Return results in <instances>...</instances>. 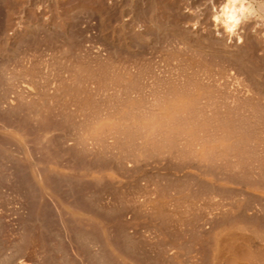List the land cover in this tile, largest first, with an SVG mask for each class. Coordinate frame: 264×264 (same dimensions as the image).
Returning <instances> with one entry per match:
<instances>
[{"label": "rangeland", "instance_id": "rangeland-1", "mask_svg": "<svg viewBox=\"0 0 264 264\" xmlns=\"http://www.w3.org/2000/svg\"><path fill=\"white\" fill-rule=\"evenodd\" d=\"M8 1L9 0H7V2ZM24 1H25V3H24ZM24 1L23 0H21V1L17 0V2H16V0H11L12 3L9 1V5H11V7H12L11 9L13 10V11L11 10V12H12L11 16H12L13 21L15 23L19 20L24 21L27 16L40 18V17H43L44 15L46 16L48 13H49V15L53 16L52 14H54L56 12L54 6L57 3L52 4L53 3L52 0H51L52 3L49 0H35L34 4H31V3H33V0H32V2L30 1L31 3L30 2L27 3L26 0H24ZM59 1H56L59 3V4H57L58 5L57 7H58L59 11L62 13L63 17L66 19H69L71 21L70 22V29L68 31L76 39L73 38V40L70 41V39L67 37L70 34L68 31L67 32L69 34H67V33L63 34L62 32H60V33L56 32L57 33L56 34L54 32L53 33L54 35L53 34L50 35L49 32H47L43 29H40L39 31L37 30L35 33H28V34H30L29 36H27L28 38L26 37V35H28V34H25V36H24L25 38L22 37V40L19 39L16 41V43L14 44L15 49H14V54H13V56L14 55L15 56L14 57L11 56L10 58H8V62L11 61L10 62L11 65H10V63L7 62V58H5V57H4V59L0 58V125L2 124L1 121H3V123H5V124H10V125H13L15 123L13 126L17 125V127H16L17 129L20 126H22L19 129L20 130L22 129V131L25 132V134L29 138L28 140H31L33 138L28 143L29 145L32 143V145H30V146H33L35 148L34 149L31 147V149H30L31 157H34V158H32V160H35V161L38 160L39 162H40L39 159H41L42 161L48 160L47 162L45 161L47 164L48 163L53 164V161H54V163L66 165L67 168L70 166L69 169H71V171L69 170L67 172H62V173L61 172H59V173L54 172L53 173L49 170H47V172L41 171L44 173L43 176L41 175L42 176L41 178H43L45 176L44 179L46 180L45 181L42 179L43 183H44V181L48 182L46 184L52 190L55 188V190H53L55 196L49 197L48 195H45V197H43L44 195H41L38 198L37 194L40 195V192L38 191V187L36 186L37 183L35 182L33 175L29 171V168H28L29 162L26 159L19 157L21 154L20 155L16 154V151L18 149L17 144H14V143L13 144L9 143L10 145L4 144L7 141L4 140L5 137H3V135H1V133H0V138H1L0 140L2 141V139L4 138L2 142L0 141V144H1L0 145L1 146L0 147V264H119L117 262H120V260H121L120 264H127V262H129L130 264H231L230 262H227V260L224 259V258H226L225 254H224L225 257L221 256V260H220V256H218V257L215 256L216 253H215V249H213L215 247L213 244L214 242H213L212 235H213V230L214 231L217 230L218 232H220V228L222 229V232L220 234L224 235V236H225V234H222V233L226 232L228 235L227 231L231 230L229 233H231V234L233 233V235H231V237L233 238V241H239V242L244 241L245 242L248 239L247 236L249 237V235H250V237H249L250 241L248 239V244H249V247H251V248H249V249L250 250L252 249V252H254V253H255V251H257L258 247L264 248L263 247L264 241H262V240L260 241L259 238L253 236L254 232L252 233V229L253 230L257 229L256 230L257 232L260 231L259 233L262 232L264 235V232H263L264 231V213H263L264 212V209H263L264 208V166H263V163H264L263 162L264 161V141H263L264 137H262L263 139L260 137L261 135L264 136L263 135L264 134V132H263L264 131L263 130L264 129L263 128L264 127V121H263L264 120V117H263V114H264V103H263L264 101L263 100L264 99L262 100V98H264V88L262 89V87H264V83H263L264 82V40H263L264 39V0H244L243 1L246 4L249 3V5L252 7L251 9H253L251 12L252 14L250 13V15L251 16L253 15V17L248 16V17H246L245 21L242 20V24L244 23L243 25H245V26H243V27L240 26V29H239V31H241L242 33L244 32L243 33L244 35L247 34V36H248V39L246 40L247 42H245V46L248 49H250V48L253 49L252 51L250 49V52L247 53V54H251V56L248 55L249 56L248 57L247 54H245V55L243 54L242 56H240L241 57L240 62H237L239 60L235 61V59H233L235 62L231 61L232 59H230V56L224 57V54H222L221 52L220 53L216 52L215 48L213 49V47H215L216 44L213 43L212 41H207V44H209L208 47L210 46L209 47L210 49L209 50L207 49L208 52L206 51L205 52L206 54L203 53L202 57H200L201 55L198 56L197 54H194L191 52L192 58H193V56L197 55L198 57L202 58V59H199V58H197V59L202 60V61L204 59L203 62H205V63L209 62V63H206V64H208L209 67H211L213 64H215L216 69H217L218 64L220 66L223 64H226L225 66H227V68L231 66L230 68L233 67V69H235L236 66L238 68L240 67L239 69L236 70V73H237V71L239 73L241 71L242 72L240 74L238 73V76L240 75L239 77L237 75L236 76L239 78V80H241L240 82L243 83L242 84L243 86L242 85L241 86L243 88L246 86V88H249L250 92H252V93H250L248 90L250 95L247 93L246 94L248 96H246V94L243 95L244 93H242L240 95V97L242 96V99H241L242 101L240 100L242 103L249 99L248 101L244 102L245 105H247L246 103H248L249 105H250V103H253L252 107H247V106H246V108L244 107L246 110L248 108L249 113H248V111L244 110L243 107H242L243 110L241 108H238V110L233 109V110H231L232 112L230 114L233 115L234 117L236 116V119L231 118L233 116L229 115L230 116L229 117V116H225V114H224V115H222L223 117H221V118H225L226 122L222 121L223 119H221V121L225 122V125H223L224 123L219 121V123L221 122L220 123V125H222L221 127L224 126V128H226L225 126H227V124H228V127L226 129L229 132L231 131V129H228L231 125L230 122L233 123L231 125L233 128V132L231 131L230 133L232 135H234V133H235L234 136L239 138V139L241 138V140H242L241 144H239V149H238V150H240L241 149L240 147H242V150H240V152L236 151V153H238V155H236V156L239 157L240 159L241 158L245 159V157L247 155L248 158L246 157V159H245L246 161L243 159H241V160L235 159L236 156L234 155V157H233V154H232V157H231V154L229 153L228 155H230V156H227L226 158L228 159L230 157L232 161L230 160V158L228 159V161H226L227 159L224 157L225 155H223L224 159H222L225 161H222V160H219L222 157H218L221 155H218V156L212 155L213 157L209 158L210 160L207 162V164H206L207 166L202 165L203 167L199 166V165H198L199 166L198 167L194 163H193V165L195 167L189 166L187 159H185L183 156L180 159L181 155L179 156V155H176L175 153L174 154L176 156H174L173 153H172V155L162 154V153H161V155H160V153L159 154L156 153L157 155L153 153V155H152V152H155V151L151 152L150 151L151 149H149V150L148 149H140L139 146H136L138 144H135V142H133V144H131L130 148L128 147V149H130L128 151L130 157L127 155L128 153L125 155V156H127L128 159L129 158L131 159V160L129 159L130 161L126 157L125 158L123 157L121 160L119 158L120 161L118 160V158L117 159H115V158L111 159L110 158L111 160H109V157H108V160L107 159L104 160L105 156L102 157V155H100V154H97V155L94 154V157H92V156H90L91 154L86 155L84 153H80L79 151H77V149H75V147H72L74 149V150H72L71 146L67 145V143H69V141H71V138H70L71 136L69 134L70 132H67V131L73 127V125L71 127H69L71 125L69 123H68L69 126L68 125L65 126V124H67V121L61 120V121H63V123L66 122L64 124L65 128L63 131V129H59V126L61 127L63 125V123H61L59 118L58 119L54 118L55 114L53 115V113L50 112L51 114L49 113V115H50L49 116L48 112L47 111L45 112L43 110L42 113L43 112L44 113L42 115H40V117H39V115H37L38 113L36 114V112H37L36 109H38V108L36 107V109H35V107H32V105L29 106V104L26 107V102H24L23 104H22V102H21V104L18 102L17 105H16V102L13 104L8 103L7 99L11 98V96H14V94L12 92V87H13L12 83L14 82V80L24 81L23 79L26 78L24 75H22V76L21 75H17V76L12 75L14 72H15V74H16V72L19 73L18 71L20 70V68L22 66L21 64H23V61H26V60L28 61L29 59L31 60L32 57L34 58V60L36 59V61H37V59H39V57H41L40 58L41 61H40V59L38 61L43 62L44 61L43 58H45V60H48V59L53 60V57H54V60H55L56 56H57L56 60H58L59 58L62 60V58H61L62 56L65 58L67 55H70L69 53L73 54V52H74V51L68 52L69 47H70V45H68V44H70L69 42H72L71 43V46H73V47H71L72 50L77 48V49H75V51H78V49H80V50L82 49L81 44H82V46H84L87 42L90 43V41H91L90 44H92V41H93L92 45H95V43L99 42L98 36H95V34L98 35V33H96L98 31H95V29H97L96 24L94 23L93 26H87V27L85 26L88 24L91 17L86 12H83L79 7L74 8V7H76L75 4L77 5V3L80 2L81 0H59ZM101 1L102 0H98V1L92 0V2L96 3V4H98V2H101ZM123 1H121L122 4L123 3L124 4L126 3V5L128 4L127 3L128 0L127 1L123 0ZM164 1L165 0H158V1L153 0V2H155L156 4L158 3V9L159 10L158 9L157 10L159 11L158 13H160V14H158L157 16L160 20H162L163 24L166 27V31H164L165 33H163L161 35L158 34V36H161V37L153 39V41L149 42V44L144 42L143 45H140V43H139V47L140 46H142V47H140V48L138 47V49H141V50L143 49L142 51L140 50L141 52L139 51L142 54V57H141V54H139L140 56L138 55V57L140 58L139 60L141 61V63L143 60L144 61L143 64L144 65L146 64L145 66H147L148 69H150L151 63L155 64V61L160 62V60H163L162 62L167 61V60L170 61V59L173 58V54L175 52H177V53L181 52L179 49L176 50L178 48L176 46V43L178 42V38H177L178 32H176V31H180V30L182 31V27H181L182 23H183V25L189 24L193 27H195V26L197 27L199 25L198 20L203 21L204 16L207 15L206 13H207V11H209L208 7H206V6H209V9L212 12H214L215 10H219L220 6L223 4L222 2H224L223 0H212V1H210V0H189V1L188 0H175V1L174 0H170V1L166 0L164 3ZM73 2H75V3H73ZM134 2H135L134 7L136 6L135 9L137 8V6H138V9L141 6H143L145 8V14L150 11V5H151V3H153L151 0H134ZM183 2H184V4H183ZM102 3L105 4V2H102ZM159 3H161V4L159 5ZM163 3L166 5H164ZM175 3L178 5L179 4L184 5L183 10H185L186 14L187 13L189 14V17H188V15H186L187 18L189 19V21L186 17H184L185 15L180 16V14H179L180 12L177 9L178 5H175ZM169 4H171V5H169ZM209 4H213L214 6L209 5ZM1 5L2 4L0 3V6ZM23 5H25L27 7H25ZM32 5H34V6H32ZM52 5H54V6H52ZM126 5H125L126 10L124 11L125 15H123L124 16L123 18L125 20L127 19L126 22H128V23H126V24H130L132 22V12L129 10V8L127 9ZM215 5L218 9L215 7ZM218 5H219V7H218ZM19 7H21V8H19ZM68 7H71L72 10H68V9H70ZM73 8H74V10H73ZM147 8H148V10H147ZM162 8L166 9V10H163ZM212 9H214V10H212ZM0 10H1L0 11V35H2L4 33L6 34L7 32H9L6 35L12 36L14 34L13 29L15 28L14 22L11 21L13 23V26H10V27L11 28L14 27L11 29V31H10V27L8 28L9 31L3 29V28H5V26L3 25V24H5V21H3V20H5L4 18L6 15L5 14L6 11H5L3 5L0 7ZM76 10L79 12L77 13ZM204 11L206 13H204ZM27 12H28V14H27ZM201 12L203 13V15ZM31 13L35 16H33ZM74 13H76V14H74ZM164 13H165V15H164ZM30 14H31V16H30ZM116 15H117V13H116ZM116 15L114 13L113 16L116 17ZM20 16H21V18H20ZM75 16H76V19L78 21H76ZM196 16H198V17H196ZM15 18H17V19H15ZM171 18H172V20H171ZM177 18H180V19H177ZM184 18H186V20ZM252 18L255 20H253ZM208 19H209V17H208ZM205 20H206V22H209L208 24L210 26L213 25V18L212 17H210V20H208V21H207V19H205ZM92 21L94 22L95 19H93ZM167 22H168V24H166ZM74 23H76V24L78 23V24L76 25ZM194 23L197 25H195ZM178 24L179 25L181 24V25L178 26ZM80 25L81 26L83 25V26L81 27ZM172 25L174 27H172ZM180 27H181V29H180ZM244 28H246V29H244ZM245 31H247V32L245 33ZM78 32L80 33V35ZM257 32H258V34H257ZM31 34H34V37ZM65 34H67V36ZM71 34H70V36H72ZM59 35H60V37H58ZM154 36L157 37L156 35H154ZM162 36L165 37L164 40H163ZM166 36H167V38H166ZM255 36H256L257 40L255 39ZM168 37H170V38H168ZM249 37H252L253 39L249 38ZM257 37H259V38H257ZM33 38L36 39V41ZM82 38H84V39H82ZM32 39H33V41L31 42ZM258 39L259 40L261 39V40L259 41ZM170 40L174 41V43L170 42ZM78 41H80V42L78 43ZM61 42L63 44H61ZM100 42L103 43L102 40ZM169 43H170V45H169ZM258 43L263 45V46H261V45L259 46ZM16 44H18V45H16ZM146 44H148V45H146ZM173 44L175 45L176 48H173V46H174ZM77 45L79 48L77 47ZM96 45H98V43ZM66 46H67V48H66ZM98 46H100V44ZM101 46L103 48H105L104 44H102ZM64 47H65V50L66 49H68V50L65 51ZM58 48H59V50H58ZM170 51H172V52H170ZM78 52H76V53L74 52V53L79 55ZM169 52H170V54H169ZM46 53H48L49 55ZM54 53H55V55H52ZM65 54H67V55L65 56ZM145 54H148L149 56L148 55L145 56ZM180 54H183L184 56L188 57L187 55H189L190 53L188 54V53L182 52ZM215 54H217L219 58ZM18 55L20 56V58ZM50 56L51 57L53 56V57L51 58ZM118 56L116 57L118 59L117 61L123 62L126 60L125 63L131 62L133 59L132 56H130V55L129 56L131 58L128 59L129 56H127V54H125V53H123L121 56L119 54ZM126 56H127V58H126ZM143 56H144V58H143ZM197 56H195V57H197ZM206 56H208V58H206ZM29 57H31V58H29ZM120 57H121V59H120ZM227 57L229 59H227ZM246 57L249 59L247 60ZM22 58H23V61L21 62ZM145 58H148V59H145ZM152 58H153V60H152ZM24 59H26V60H24ZM149 61H151V62L149 63ZM226 61L227 62L230 61V62L227 63ZM242 61H244V63H242ZM18 63H20V65H17ZM210 63L212 65H209ZM241 63L244 64V66ZM14 64L17 65V67H15ZM235 64H237V65H235ZM245 64H247V65H245ZM252 65H254V66H252ZM249 66H250V68H249ZM215 67L213 65V69H215ZM243 67H245L248 70H246L245 68L243 69ZM251 67L252 68L254 67V69H256V70H254V69L252 70ZM18 68H19V70H18ZM148 69H147V71H148ZM211 70H212V67H211ZM245 71H250V72L248 73ZM253 71L257 75H255V73ZM243 72H244V74H243ZM245 73H246V75H245ZM18 76H19V78H18ZM23 76H24V78H23ZM241 76L244 78H242ZM248 77H250V78H248ZM7 82H9V83H7ZM249 82H250V84H249ZM9 88H11L10 89L11 91L9 90ZM258 89H259V91H257ZM13 90H14V87H13ZM213 93H215V92H213ZM213 93H212V96H214V97H212V98H215V99L223 96L222 94H221V96L217 95L218 92L215 93L216 95ZM6 95H8V96H6ZM216 96H218V97L216 98ZM244 96H246L245 99H244ZM240 97H239V99H240ZM246 98H248V99H246ZM220 99H223V98L221 97V98H218L217 100H220ZM251 99H253V100L250 101ZM249 101H250V103H249ZM253 101H255L256 103H254ZM254 104L255 105L258 104V105L255 106ZM10 106H11V109H10ZM258 106H260V107L258 108ZM23 109H24V111H23ZM33 109H34V112H33ZM235 110L237 111L236 112L237 114L234 113ZM255 110L258 112H256ZM45 113H47V114H45ZM30 114L32 116H34V117L30 116L34 120L29 117ZM39 114H41V112ZM250 114H251V116L249 118ZM226 115H227V113H226ZM242 116H244L245 118H243ZM246 116L248 117V119ZM49 118H51V119H49ZM27 119H28V121H26ZM54 119H55V121H54ZM232 119H234L235 122ZM32 120H33V122H32ZM47 120H49L48 121L49 124L45 123V122H47ZM240 120L242 121V123L244 122L245 128H244V125H242V123H238V122H241ZM10 121H12V122H10ZM53 121H54V124H53ZM248 121H251L253 123L249 122L251 124L250 125L249 123H247ZM261 121H262V123H261ZM34 122H36V123H34ZM254 122L257 123V125H259V126L257 127V125ZM57 123H58V125H57L58 128L56 127ZM59 123H61V124H59ZM33 124H36V125H33ZM240 124H241V127H240ZM252 125L253 126L255 125V126L253 127ZM32 126L35 129H31V128H33ZM40 126H42L45 131H43V129ZM236 126H238V127H236ZM66 127H69V128L66 129ZM248 127L249 128L252 127V128L249 129ZM261 127H262V129H261ZM61 128H63V127H61ZM253 129H254V131H253ZM241 130H242L243 136H242L241 132H239ZM261 130H263V131H261ZM46 131H48V132H46ZM260 131L263 134H261ZM60 132H62V133H60ZM255 132H256V134H255ZM66 133L69 135H67ZM246 133H247V136L245 135ZM250 134H251V137H249ZM254 134L256 135V137H254ZM257 136H258V139H257ZM68 137H69V139H68ZM38 139H39V141H38ZM40 139L42 141V144H44L43 146L42 145L39 146L40 148H42L41 151L37 150V148H39L38 144H40L39 142H41ZM253 139H254V144L256 143V141L259 144V146L256 145L257 149L259 148L260 150H263V151L260 152L259 149L258 150L256 149V147L254 149L253 144H252ZM33 140L34 141L36 140V141L34 142ZM249 142L251 145L248 144ZM36 143H37V147L35 146ZM61 144H64V145H61ZM65 144H66V146H65ZM5 145L10 146L11 149L13 148V150H15L14 151L15 153L10 154V152L7 150V147ZM133 145L136 146V150H138L137 151L138 153L136 152ZM4 146H5V148H4ZM243 146L245 147V150L243 149L244 148ZM64 147H66V148H64ZM43 148H46V151ZM246 148H247V150H246ZM63 149L66 150L65 151L66 153L64 152ZM254 150L255 151L257 150V151L254 153ZM4 151L7 153H5ZM242 151H245L246 153L242 152ZM32 152H33V154H32ZM39 152L41 155L39 154ZM233 152H235V151H233ZM241 152H242L243 156L240 155ZM250 152H251V154H250ZM64 153L65 154L68 153L67 154L68 156L65 155ZM236 153H234V154H236ZM13 155H16V157ZM84 155L87 157H85ZM154 155L156 158L154 157ZM253 155H255L256 157ZM41 156H42V158H41ZM46 156H49V157H46ZM96 156L98 157V159ZM136 156L138 158H141V156H142L143 160H142V158L138 160L136 158ZM145 156H147V158ZM164 156L166 157V159L164 158ZM214 157L215 158L218 157V159L215 160ZM173 158L176 159L177 161L174 160ZM124 159L126 160V164L124 163L125 162ZM144 159H145V161H144ZM211 159H213V161ZM51 160H53V161H51ZM100 160H102V161H100ZM113 160H114V162L116 161V163H114ZM29 161H31V160H29ZM110 161L113 163L111 164ZM182 161H184V164ZM258 161H259V163H258ZM212 162L213 163L217 162V163L212 166L211 165ZM218 162H219V164L221 162L222 163L219 165ZM233 162L235 165L237 163H243V164L245 163V164L244 165L242 164L243 167L240 166L241 164L235 166L234 164H232ZM260 162H261V164H260ZM186 163H188V164H186ZM257 163H258V165L263 166L262 169L257 166ZM128 164L131 166L130 168H129ZM164 164H165V166H164ZM225 164L228 166V168H226ZM43 165H45V164H43ZM110 165H112V167ZM143 165L145 168L143 167ZM132 166H134V167L136 166V168H132ZM181 166H183L185 169ZM223 166H224V168H222ZM255 166H257V167H255ZM99 167H100V169H99ZM229 167H232V168L230 169ZM238 167H240V168L238 169ZM254 167H255V169H254ZM82 168L83 169L87 168L89 170V172L92 171V169L90 170V168H93V171H95V168L97 169L96 171H98V169H99L101 172V175L103 174L102 172L106 173L105 174L106 178H105V176L103 177V175H104L103 174L102 176H99L100 178L94 177L91 179L90 176H92V175L89 172H87L89 175L87 173L86 174L83 173L84 174L83 175L82 172H80V170L83 171ZM109 168H112V169H110L111 171H109ZM204 168H205V170H204ZM233 168H234V170H233ZM257 168H259V169H257ZM214 169H216V170H214ZM112 170L114 172H112ZM126 170H127V172H126ZM238 170H239V174H238ZM245 170L247 172H249L250 175H248ZM248 170H250V171H248ZM253 170L254 171L257 170V171L254 173ZM260 170H261V172H260ZM232 171H234V172H232ZM41 172L39 174H41ZM70 172L72 173V175ZM100 172H97L95 174H100ZM107 172L109 173L108 176H107V174H108ZM227 172H228V174H227ZM260 173H261V175H260ZM117 174H118V176H117ZM205 174H207V175H205ZM60 175H62V177ZM85 175L86 176L88 175V176L86 177ZM112 175L115 178V180L112 177ZM254 175H256V176H254ZM71 176H73V177H71ZM110 176L112 179L110 178ZM46 177H47V179H46ZM63 177L65 178V180ZM74 177H77V178H74ZM67 178H69V180ZM255 178H257V179H255ZM48 179H50V180L48 181ZM118 179L121 182H119ZM122 180H123V182H122ZM50 185L55 186V187L52 188V186H50ZM36 187H37V189H36ZM56 188H57L58 193L56 192ZM141 194H142V196H150V197H153L156 199L159 196H160V198H164V196H165L166 199H171V200L174 199L173 200L174 202L171 200H170L171 202L169 201L172 204H169L168 208L164 207V210L166 209L164 211L165 212V214H164V212L161 211V213H160V211H157L156 209H154L155 207L154 208H151L150 206L145 207L143 205L141 206L140 204H138L139 202H138L137 198L142 197ZM42 197L44 198V200L47 199V197H48V199L43 201ZM52 198H54V199H52ZM53 200H55V201H53ZM58 201L60 202L59 205L57 204ZM129 201H131V202H129ZM176 201H177V203H176ZM180 203H183L182 204L183 206ZM213 203H216V204H213ZM217 203H219V204H217ZM224 203H226L225 205H227V206H225ZM176 205L179 209L176 207ZM193 205L194 206L196 205V207H194ZM216 205L218 206L219 209L217 208ZM228 205H229V207H228ZM230 206H231V208H230ZM61 207L63 210L65 208V210L68 212H66L65 210L62 211L60 209ZM79 207L81 208V210ZM149 207L151 208V210L154 209V211H151L149 209ZM170 207L174 210H172ZM138 208H140V209H138ZM228 208L230 211L225 210ZM155 211H157V212H155ZM166 211H169V212H167V214H166ZM195 211H198L197 212L198 214ZM213 211L216 212V214H214ZM219 211H220V213L217 214V212H219ZM75 212H78L81 215H83V217H80V218L83 219V221L85 220V222H82L81 220H80L81 223L77 222L79 217L75 214ZM140 212H142L143 215ZM145 212H147V213L145 214ZM150 212L151 213L153 212L152 213L153 216L151 215ZM154 212L157 214H155ZM221 212H223V214H221ZM231 213H232V216L234 215L233 217L231 216ZM70 214H72L73 216L75 215V217H78V218L75 219V217H72V215H70ZM220 214L223 216H221ZM154 215H156L157 217ZM166 215H168V217ZM193 215L196 217L194 218ZM208 215H210V217H208ZM219 215L221 218L219 217ZM84 216L86 217V219L84 218ZM88 216L89 217L92 216V218L95 217V220H96L95 224L97 225V223H98L99 226H96L94 224L95 221L91 220L92 218H89ZM224 217H225V219H224ZM35 218H37V219H35ZM233 218H237V219L235 220ZM212 219H215V220H212ZM221 219L223 222L221 221ZM86 220H88L87 223H86ZM90 220L94 221V222H91ZM100 220H101V222H104V223H101ZM89 223H90V225H89ZM92 223H93V225H91ZM243 226L245 229H242ZM226 227L228 229H226ZM250 227H253V228L250 229ZM105 228H107V229H105ZM239 229H240V231H239ZM247 229H248V231H247ZM234 230L237 232H235ZM250 230H251V232H250ZM236 233H238V234H236ZM208 234H210V235H208ZM244 237L247 239H245ZM253 237L256 239H254ZM242 239H245V240H242ZM257 240H259V241H257ZM212 253L214 254V256L212 255ZM212 257H213V259H212ZM117 258H119V259L121 258V259L118 260ZM124 260L126 261L125 263H123ZM135 260H137V261H135ZM257 260H256L257 263H255V261H254L253 264H263L262 262L264 260L261 261V259H259L258 260L259 262ZM239 261H242V260L240 259Z\"/></svg>", "mask_w": 264, "mask_h": 264}, {"label": "bare ground", "instance_id": "bare-ground-1", "mask_svg": "<svg viewBox=\"0 0 264 264\" xmlns=\"http://www.w3.org/2000/svg\"><path fill=\"white\" fill-rule=\"evenodd\" d=\"M0 1H1L0 3L4 6V9L6 11V13L4 12L6 14L5 15V18H4L5 20H3L1 18L3 21H5V24H3L5 26V28H3V29L9 31L8 28L10 26H13V23L11 22V21H13V18L11 16L12 15V12H11V10H12L11 8L12 7H11V5H9V1L11 2V0H9L8 2H7V0H0ZM30 1L32 2V0H26L27 3L30 2ZM34 1L35 0H33V3H31V2L30 3L31 4H34L35 3ZM49 1L51 2V0H49ZM52 1H53V3L51 2L52 4H54V3L55 4L56 3L59 4L58 2H56V1H59V0H52ZM121 1H123V0H104V1L102 0L101 2H98V4L100 3L98 5L96 3H93L94 1L92 2V0H81L80 2L77 3V5L75 4L76 7H74V8L79 7L83 12H86L91 17V19L89 20L88 24L86 23L87 25H85V26L86 27L87 26H93V24L95 23L96 26H97V29H95V31H98V32H96V33H98V35L95 34V36H98L99 40L98 39L97 40L99 42L102 40L103 43L97 42L98 45L100 44V46L96 45L97 43H95V45H92L93 44V41H92V44H90L91 41H90V43L87 42L88 44L87 43L85 45L83 44L84 46H82V44H81L82 49L81 50L78 49V51H79L78 52V51H75V49H77V48H75V49L72 50V48H71V47H73V46H71V43L72 42H69L70 44H68V45H70V47L68 45L67 46L69 47V50L70 49L71 50L70 51L68 49H66V50H68V52H73V51L75 53L78 52L79 55L75 54L74 52H73V54L69 53L70 55H67L68 53L66 52L67 54H65V56L67 55L68 57L66 56L64 58L61 55L62 56L61 57L62 60L59 57H58L59 59L56 60L57 59V56L55 57V60H54V57L53 56H52L53 57V60L52 59L51 60L50 59L45 60V58H43V60H44L43 62H39L38 61L41 58L39 56H38L39 59H37V61H36V59L34 60L33 57H32L33 59L31 57H29V58H31V60L28 58L29 59L28 61L26 59H24L26 61H23V58H22L21 62L23 61V64H21L22 66H21L20 70L18 68V70H19L18 72L19 73L16 72V74H15V72H14L12 75H15V76H17V75H21V76L24 75L26 78H24V76H23V78H24L23 80L24 81H18V80L17 81L14 80V82L12 81L13 82L12 84H13L14 90H13V87L12 86L11 87H12V92H13L14 96H11V98H9V99L6 98L8 100V103L9 104H13V103L16 102V105H17L18 102L20 104H21V102H22V104L24 102H26V107L29 104V106L32 105V107H35V109H36V107L38 108V109H36L37 112L36 111L35 112H36V114L38 113L37 115H39V117H40V115H42L44 113V112L42 113V111L44 110L45 112L46 111L48 112V115H49L50 112L53 113V115L55 114V116H54L55 119H58L59 118L60 121L61 120L67 121V124H65L66 122L63 123V121H61V123H63V125L61 127H63V128H61L59 126V129H63V131H64V128H65L66 125H68V123L71 124L70 126L68 125L69 127H71L73 125V127L70 128V130L67 131V132H70L69 134L71 136L70 137L71 138V141H69V143H67V145L68 146H71V148L72 147H75V149H77V151H79L80 153H84L86 155H90L91 154L90 156H92V157H94V154L95 155L100 154V155H102V157L105 156L104 160L105 159L108 160V157H109V160H111L113 158H115V159L118 158V160H119V158L121 160L123 157L124 158L125 157L127 158V156H125V155L130 150V149H128V147L130 148V146H131V144H133V142H135V144H138L136 146H139L140 149H148V150L151 149L150 150L151 152L152 151H155V152H152V155H153V153L154 154H156V153L159 154L160 153V155H161V153L162 154H168V155H172V153L173 154L175 153L176 155H179V156L181 155L180 156V159H181L182 156L185 159H187L188 160L187 162L189 163V166H194L193 163L196 164L197 166L198 165L199 166H202V165L207 166L206 164L210 160L209 158L210 157L211 158L213 157L212 155H214V156L215 155H217V156L218 155H221V156H218V157H222L219 160L224 159V157L226 158L227 156H230V155H228L229 153L231 154V157H232V154H233V157H234V155L235 156L238 155V153H236V151L240 152V150H242V147H240L241 149L238 150L239 149V144H241V141L242 140H241V138L239 139V138L235 137L234 136L235 133H234V135H232L230 133L231 131L233 132V128L231 126L233 124L232 122H230L231 125L229 124L230 127L228 128V129H231L230 132L226 129L228 127V124H227V126H225L226 128H224V126L221 127L222 125H220V123L222 121H225L226 122V119L225 118H221V117H223L222 115H224V114H225V116H229V115L230 116H233V115L230 114L232 112L231 110H233V109H237L238 110V108H241L242 109V107L243 108L244 107L246 108V106L247 107H252L253 106V103H250V101H252L253 99H251L249 101L250 105L248 103H246L247 105H245L244 102L248 101L249 99L246 98L248 100H246V101H244L242 103L241 102L242 101L241 100L242 99V96L240 97V95L242 93H244L243 95H245L246 93L250 95V93H252V92H250L249 88H246L245 85H244L245 86L244 88L242 87L243 86L242 85L243 83H241L240 82L241 80H239V78H238L240 76V75L238 76V73L239 72L237 71V73H236V70L239 69L240 67L238 68L236 66L237 68L235 67V69H233V67L230 68L231 66L229 64L228 65L230 67H228V68H227V66H225L226 64H223L221 66L218 64L217 69H216L215 64H213L214 67H215V69H213V65L211 64L212 62L210 61L211 63L209 65H212L211 66L212 67V70H211V67H209L208 64H206V63H209V62H206L205 63V62H203L204 59H203V61L202 60H199V59H202V58H200V57L203 56L202 54L205 53L207 51V49L208 50L210 49L209 48L210 46L208 47L209 44H207V41H212L213 43H215L216 45L214 44L215 47H213V49L215 48L216 49L215 50L216 52H219V53L221 52L222 54H224V57L230 56V59H232L231 61H234L233 59H235V61L239 60L237 62H240L241 61L240 60L241 59L240 56H242L243 54L245 55L248 52H250V49L251 48L248 49L245 46V42H247L246 40L248 39L247 34L244 35L243 34L244 32L242 33L241 31H239L240 26H242V27L245 26V25H243L244 23L242 24V20L245 21L246 17L251 16L250 13L252 12L253 9H251L252 7L249 5V3L246 4L245 2H243L244 0H223L224 2H222L223 4L220 6L219 10H215L214 12H212L209 9V6H206V7H208V10L209 11H207V13L204 11V13H206L207 15L204 16V20L203 21L202 20L201 21L198 20L199 25L197 27L195 26V25H197L195 23H194L195 24L194 25L195 27H193V26H191L189 24L188 25H183V23H182V26H181L182 27V31L181 30L180 31H176V32H178V34H177L178 42L176 43V46L178 48L176 50L179 49L181 51L180 53H182V52L183 53H188V54L190 53L189 55L186 54L189 58L186 57V56H184L183 54H180V53L175 52L173 54V58L170 59V61L169 60L164 61V62H162L163 60H160V62L159 61L158 62L155 61V64L154 63L153 64L151 63L150 69H148V67L145 66L146 64L145 65L143 64L144 61L142 60V63H141V61L139 60L140 58L138 57V55L141 54L140 52L143 49L142 50L141 49H138V47H139V43H140V45H143L144 42L149 44V42H152L153 39H156L158 37H161V36H158V34L161 35V34L165 33L164 31H166L165 25L163 24L162 20H160L158 18V16H157L158 14H160V13H158L159 12L158 11L159 10L158 9V3L156 4L155 2H153V0H151L153 3H151V5H150V11L149 12L146 11L147 13L145 14V8L143 6H141V7L139 6L140 7L139 9H138V6H137V8L135 9L136 6L134 7V3H135L134 0H128V1L126 0L127 3H128L127 5H126V3L125 4L123 3L124 4L123 5ZM165 1H164V3H165ZM210 1H212V0H210ZM16 2H17V0H16ZM102 2H105V4L102 3ZM24 3H25V1H24ZM73 3H75V2H73ZM161 3H159V5ZM57 4L55 6L52 5V6L55 7V10H56V12L54 14H52L53 16L49 15V13H48L46 16L44 15L43 17H40V18H37V17H28L27 16L26 18L24 17L25 18L24 21L19 20V19H18L19 21H17L16 23L13 21L14 22V26H15V28L12 27V28H14L13 29L14 30L13 31L14 34L12 33L13 34V35L11 34L12 36H10V35L7 36L6 34L9 33V32H7L6 34L4 33V34L0 35V58H3V59H4V57L7 58V62H8V58H10L11 56H13V54H14V49H15L14 48V44L16 43L17 40H19V39L22 40V37H24L25 34L35 33L37 30L39 31L40 29H43V30L49 32L50 35L53 34L54 32L55 33L56 32H58V33L62 32L63 34L64 33L69 34L70 32L68 30L70 29V22L71 21L69 19H66V18L63 17L62 13L59 11V9L57 7L58 6ZM183 4H184V2H183ZM125 5L127 6V9L129 8V10L132 12V22L130 21L131 22L130 24H126V23H128V22H126L127 19L125 20L123 18L124 17L123 15H125L124 14V11L126 10L125 9L126 8ZM164 5H166V4H164ZM169 5H171V4H169ZM175 5H178V4L175 3ZM209 5H213V4H209ZM219 5H218V7H219ZM23 6H25V5H23ZM32 6H34V5H32ZM25 7H27V6H25ZM71 7H68V8H70L68 10H72ZM215 7H216V5H215ZM19 8H21V7H19ZM74 8H73V10H74ZM226 8L230 9L231 15H232V20H229L228 19V14H226V12H225V9ZM177 9L180 12L179 13L180 16L185 15L184 17L187 18L186 15H188V17H189V14L188 13L186 14L185 10H183L184 9V5L179 4L178 7H177ZM147 10H148V8H147ZM163 10H166V9H163ZM212 10H214V9H212ZM28 12H27V14H28ZM78 12L79 11H77V13ZM114 13H115V15L117 13L116 17L113 16ZM31 14H30V16H31ZM74 14H76V13H74ZM164 15H165V13H164ZM202 15H203V13H202ZM33 16H35V15H33ZM196 17H198V16H196ZM208 17H209V19H208ZM210 17L213 18V25L212 26H210L208 24L209 22H206V20H205V19H207V21L210 20ZM251 17H253V15ZM20 18H21V16H20ZM186 18H184V19L186 20ZM15 19H17V18H15ZM75 19H76V16H75ZM93 19H95L94 22L92 21ZM177 19H180V18H177ZM171 20H172V18H171ZM253 20H255V19H253ZM76 21H78V20L76 19ZM188 21H189V19H188ZM233 21H234V23H233ZM74 24H76V23H74ZM166 24H168V22ZM180 25L178 24V26H180ZM172 27H174V26L172 25ZM181 27H180V29H181ZM12 28L10 27V31H11ZM229 29H231V31H229ZM244 29H246V28H244ZM246 32L247 31H245V33ZM67 34H65V35L67 36ZM70 34H69V36H70ZM257 34H258V32H257ZM29 35L30 34L26 35V37L29 36ZM31 35H33V37H34V34H31ZM79 35H80V33H79ZM154 35H156L157 37H155ZM69 36H67V37L70 39V41L73 40L74 36L73 35L70 36V37ZM58 37H60V35ZM259 37H257V38H259ZM164 38L165 37H163V40H164ZM166 38H167V36H166ZM168 38H170V37H168ZM249 38H252V37H249ZM33 39L31 40V42L33 41ZM74 39H76V38H74ZM82 39H84V38H82ZM255 39H256V36H255ZM34 40L36 41V39H34ZM79 42L80 41H78V43ZM170 42L174 43V41H171V40H170ZM18 44H16V45H18ZM61 44H63V43L61 42ZM102 44H104V47L105 48H103L101 46ZM148 44H146V45H148ZM169 45H170V43H169ZM260 45L261 44H259V46ZM67 46H66V48H67ZM261 46H263V45H261ZM77 47H78V45H77ZM140 47H142V46H140ZM173 48H176L175 45L173 46ZM58 50H59V48H58ZM64 50H65V47H64ZM252 50L253 49H251V51ZM122 52L125 53V54H127V56H129V55L132 56V58H133L132 61L131 62H128V63L127 62L125 63V61H126L125 59H124L125 61H123V62L117 61L118 59L116 57L119 54L121 56L123 54ZM170 52H172V51H170ZM170 52H169V54H170ZM191 52L194 53V54H197L198 56L199 55H201V56L198 57L197 55H195L197 57L193 56V58L195 57L193 59L192 56H191L192 55ZM46 54H48V53H46ZM52 55H55V53L52 54ZM146 55H148V54H145V56ZM215 55H217V54H215ZM248 55L251 56V54H247V56ZM127 56H126V58H127ZM130 56L128 57V59L131 58ZM141 57H142V54H141ZM217 57H218V55H217ZM19 58H20V56H19ZM143 58H144V56H143ZM197 58H199V59H197ZM206 58H208V56H206ZM120 59H121V57H120ZM145 59H148V58H145ZM227 59H229V58L227 57ZM248 59L249 58H247V60ZM152 60H153V58H152ZM40 61H41V59H40ZM10 62L11 61H9L8 63H10ZM150 62L151 61H149V63ZM228 62H230V61H228ZM242 63H244V61H242ZM10 65H11V63H10ZM17 65H20V63H18ZM17 65H15V67H17ZM235 65H237V64H235ZM242 65L244 66V64H242ZM245 65H247V64H245ZM252 66H254V65H252ZM244 68L245 67H243V69ZM249 68H250V66H249ZM147 69H148V71H147ZM253 69H254V67L252 68V70ZM246 70H248V69H246ZM254 70H256V69H254ZM245 72H248L249 73L250 71H245ZM243 74H244V72H243ZM245 75H246V73H245ZM255 75H257V74L255 73ZM18 78H19V76H18ZM242 78H244V77H242ZM248 78H250V77H248ZM7 83H9V82H7ZM249 84H250V82H249ZM263 88L264 87H262V89ZM10 89L11 88H9V90ZM248 90H249L250 93L248 92ZM257 91H259V89ZM213 92H215V93L218 92L217 95H220V96L222 94L223 96H221V97L223 99L217 100L218 98H221V97H218V96H216V98L218 97L217 99L212 98V97H214V96H212V93ZM215 93H213V94H215ZM247 94H246V96H248ZM6 96H8V95H6ZM246 96H244V99H245ZM239 97H240V99H239ZM263 99L264 98H262V100ZM253 102L256 103L255 101H253ZM257 105H255V106H257ZM259 107L260 106H258V108ZM245 108H244V110H246ZM10 109H11V106H10ZM23 111H24V109H23ZM246 111H248V108H247ZM33 112H34V109H33ZM40 112H41V114H39ZM236 112L237 111L235 110L234 113L237 114ZM256 112H258V111H256ZM226 113H227V115H226ZM248 113H249V111H248ZM45 114H47V113H45ZM30 116H32V115L30 114L29 117ZM244 116H242V117L245 118ZM250 116H251V114L249 115V118H250ZM32 117H34V116H32ZM263 117H264V114H263ZM231 118H235L236 119V116L235 117L233 116ZM28 119L26 121H28ZM31 119H33V118H31ZM49 119H51V118H49ZM55 119H54V121H55ZM221 119H223V120L221 121ZM247 119H248V117H247ZM33 120H32V122H33ZM232 120L234 121V119H232ZM48 121L49 120H47V122H45V123H48ZM54 121H53V124H54ZM219 121H221V122L219 123ZM10 122H12V121H10ZM225 122H222V123H224L223 125H225ZM249 122H251V121H248L247 123H249ZM1 123L2 124L0 125V133H1V135H3V137H5V139L4 138L3 139L5 141H7L4 144H8V145L13 144V143L14 144H17L18 145V149L16 151V154H18V155L21 154L19 157H22V158L26 159L29 162V164H28L29 171L33 175L34 180L37 183L36 186L38 187V191L40 192V195L37 194L38 195V198L41 195H44L43 197H45V195H48L49 197L50 196L51 197H54L55 194H54V191L53 190H55V188L53 190L49 188V186L46 184L48 182H45L46 181L44 179L45 176L43 178H41L44 175V173L41 172V171H44V172L46 171L47 172V170H49V171H51L53 173L54 172H58V173L61 172L62 173V172H67L69 170L71 171V169H69L70 166L67 168V166L64 165V164L54 163V161H53L54 159L51 160V161H53V164L52 163L51 164H49V163L47 164L46 162L48 160L47 161L46 160L42 161L41 159H39L42 164L38 160H37L38 162L35 161V160H32V158H34V157H31L30 149H31V147L32 148H34V147L33 146H30V145H32V143L30 145L28 143L33 138L31 140H28L29 138L27 137V135L25 134V132L22 131V129L21 130L19 129L22 126H20L17 129L16 128L17 125L13 126L15 124L14 122H13L14 123L13 125L5 124V123H3V121H1ZM34 123H36V122H34ZM61 123H59V124H61ZM238 123H242V121L241 122H238ZM251 123H253V122H251ZM261 123H262V121H261ZM64 124H65V126H64ZM255 124L257 125V123H255ZM33 125H36V124H33ZM57 125H58V123L56 124V127L58 128ZM242 125H244V122L242 123ZM238 126H236V127H238ZM258 126L259 125H257V127ZM40 127L43 129L42 126H40ZM69 127H66V129H68ZM240 127H241V124H240ZM244 128H245V125H244ZM250 128H252V127H250ZM31 129H35V128L33 127ZM261 129H262V127H261ZM263 130H261V131H263ZM43 131H45V130L43 129ZM253 131H254V129H253ZM261 131H260V133H261ZM46 132H48V131H46ZM62 132H60V133H62ZM239 132H241V134L243 136L242 130L239 131ZM256 132H255V134H256ZM247 133L245 134L246 136H247ZM69 134H67V135H69ZM255 134H254V137H256ZM261 134H263V133H261ZM258 136H257V139H258ZM249 137H251V134H250ZM260 137L262 138L264 136L261 135ZM3 139H2V141H3ZM68 139H69V137H68ZM38 141H39V139H38ZM40 141H41V139H40ZM39 143L40 144H38V147L41 146V145L42 146L44 145V144H42V141L39 142ZM248 144H250V142ZM252 144H253L254 149H255L256 145L259 146V144H258L257 141L254 144V139H253V143ZM8 145H5V146L7 147V150L10 152V154L11 153L12 154L15 153L14 152L15 150H13V148L11 149L10 146H8ZM61 145H64V144H61ZM5 146H4V148H5ZM35 146L37 147V143H36ZM65 146H66V144H65ZM136 146L133 145V147L135 148V150H136ZM64 148H66V147H64ZM43 149H45V151H46V148H43ZM243 149L245 150V147ZM256 149H257V147H256ZM37 150L41 151L42 148L39 147V148H37ZM72 150H74V149L72 148ZM246 150H247V148H246ZM65 151L66 150H64V152ZM137 151L138 150H136V152ZM233 151H235V152H233ZM256 151L254 150V153ZM259 151L261 152L263 150H260L259 149ZM242 152H245V151H242ZM242 152L240 154L241 156H243L242 155ZM5 153H7V152H5ZM234 153H236V154H234ZM32 154H33V152H32ZM39 154H40V152H39ZM67 154H65V155H67ZM175 154H174V156H176ZM250 154H251V152H250ZM127 155L129 156V153ZM223 155H225V156L223 157ZM13 156L16 157V155H13ZM42 156H41V158H42ZM253 156H255V155H253ZM46 157H49V156H46ZM85 157H87V156H85ZM145 157L147 158V156H145ZM154 157H155V155H154ZM218 157H216V158L214 157L215 160L218 159ZM236 157H235V159H240L239 157H237V158ZM246 157H247V155H246ZM246 157H245V159H246ZM136 158L139 160V159L142 158V156H141V158H138L136 156ZM164 158L166 159L165 156H164ZM97 159H98V157H97ZM228 159L226 161H228ZM241 159H243V158H241ZM245 159H243V160H245ZM29 160H31V161H29ZM102 160H100V161H102ZM114 160H113V162H114ZM142 160H143V158H142ZM174 160H176V159H174ZM211 160L213 161V159H211ZM230 160H231V158H230ZM144 161H145V159H144ZM222 161H225V160H222ZM113 162L110 161L111 164ZM182 162L184 164V161H182ZM234 162L232 164H234ZM114 163H116V161ZM124 163L126 164V160H125ZM188 163H186V164H188ZM216 163H213L212 162L211 165L213 166ZM258 163H259V161H258ZM258 163H257V166L262 169V167L264 166V163H263V166L258 165ZM43 164H45V165H43ZM129 164H128V166L130 168L131 166ZM218 164H219V162H218ZM239 164H241L240 166L243 167V165L245 163L244 164L243 163H237L236 165L235 164L234 165L237 166ZM260 164H261V162H260ZM110 166L112 167V165H110ZM164 166H165V164H164ZM183 166H181V167H183ZM257 166H255V167H257ZM143 167H144V165H143ZM255 167H254V169H255ZM132 168H136V166L135 167L132 166ZM222 168H224V166ZM226 168H228L227 165H226ZM229 168L231 169L232 167H229ZM234 168H233V170H234ZM239 168L240 167H238V169ZM91 169H92V171L89 172V170L87 168H84V169L82 168L83 171L80 170V172H82V174L83 173L86 174L87 172H89L92 175V176H90L91 179L94 178V177L100 178L99 176H102L103 174H104L103 175V177H104L105 174H106V173L102 172L103 174L101 175V172L99 170L100 167H99L98 171H96L97 170L96 168H95V171H93V168H90V170ZM110 169H112V168H109V171H111ZM257 169H259V168H257ZM113 170H112V172H114ZM204 170H205V168H204ZM214 170H216V169H214ZM248 171H250V170H248ZM256 171H254V173ZM40 172H41V174H39ZM97 172H100V174H95ZM126 172H127V170H126ZM232 172H234V171H232ZM260 172H261V170H260ZM227 174H228V172H227ZM238 174H239V170H238ZM247 174L250 175L249 172H247ZM71 175H72V173H71ZM108 175H109V173L107 174V176ZM205 175H207V174H205ZM260 175H261V173H260ZM60 176L62 177V175H60ZM117 176H118V174H117ZM254 176H256V175H254ZM71 177H73V176H71ZM112 177H113V175H112ZM74 178H77V177H74ZM105 178H106V176H105ZM110 178H111V176H110ZM42 179L45 180L44 183H43ZM46 179H47V177H46ZM67 179L69 180V178H67ZM255 179H257V178H255ZM49 180L50 179H48V181ZM64 180H65V178H64ZM114 180H115V178H114ZM118 181H119V179H118ZM119 182H121V181H119ZM122 182H123V180H122ZM50 186H52V185H50ZM37 187H36V189H37ZM53 187H55V186H52V188ZM56 192H57V188H56ZM141 196H142V194H141ZM47 199H48V197H47ZM47 199H45V200H47ZM52 199H54V198H52ZM137 199H138V202L139 203L137 201L136 202L138 204H140L141 206L142 205L145 206V207L146 206H150L151 208H154L155 207L154 209H156L157 211H160V213H161V211L164 212L166 210V209L164 210V207H167L168 208L169 207V204H172L170 202L174 200V199L173 200L166 199L165 196H164V198H160V196H159L157 199L156 198H153V197H150V196H142V197H139ZM45 200L43 198V201H45ZM53 201H55V200H53ZM129 202H131V201H129ZM59 203L60 202L58 201L57 204L59 205ZM176 203H177V201H176ZM180 204L182 205L183 203H180ZM213 204H216V203H213ZM217 204H219V203H217ZM225 204L226 203H224V205ZM177 205H176V207H177ZM225 206H227V205H225ZM62 207L60 209L62 211H64L65 208L63 210ZM150 207H149V209L151 210ZM194 207H196V205ZM228 207H229V205H228ZM217 208H218V206H217ZM230 208H231V206H230ZM138 209H140V208H138ZM154 209L151 210V211H154ZM80 210H81V208H80ZM172 210H174V209H172ZM225 210H229V208L228 209H225ZM157 211H155V212H157ZM169 211H166V214ZM66 212H68V211H66ZM195 212L197 213L198 211H195ZM223 212H221V214H223ZM140 213H142V212H140ZM146 213L147 212H145V214ZM152 213H151V215L153 216ZM219 213H220V211L217 212V214H219ZM75 214L79 217V219H78L79 221L77 220V222H80V220L82 222H85V220L83 221V219L80 218V217H83V215H81L78 212H75ZM155 214H157V213H155ZM164 214H165V212H164ZM214 214H216V212H214ZM70 215H72V214H70ZM142 215H143V213H142ZM220 215H219V217H220ZM154 216H156V215H154ZM166 216L168 217V215H166ZM221 216H223V215H221ZM231 216H232V213H231ZM72 217H75V215L74 216L72 215ZM78 217H75V219H77ZM195 217L196 216H194V218ZM208 217H210V215H208ZM37 218H35V219H37ZM84 218L86 219L85 216H84ZM89 218H92V216L89 217ZM93 218L91 220H94L95 222L94 221H91V220L90 221L91 222H94V224H95L96 223L95 217H93ZM224 219H225V217H224ZM233 219L236 220L237 218H233ZM212 220H215V219H212ZM87 221L88 220H86V223H87ZM221 221H222V219H221ZM100 222H101V220H100ZM90 223H89V225H90ZM101 223H104V222H101ZM91 225H93V223ZM96 226H99L98 223H97ZM251 228H253V227H250V229ZM105 229H107V228H105ZM226 229H228V228L226 227ZM242 229H245L244 226H243ZM256 230H253L252 229V233L254 232L253 233L254 234L253 236L259 238L260 241L261 240L264 241V235H263V233L261 232L262 233L261 234V233H259L260 232L259 230H258L259 232H257ZM216 231L213 230L212 238H213V242L214 243L213 242L212 243L214 244V247H215V248H213V249H215V253H216L215 256H217V257L220 256V260H221V256H223V257L226 256V258H224V259L227 260V262H230L231 264H253L254 261H255V263H257L256 262L257 259L258 260L261 259V261L264 260V248L258 247L257 248V251H255V253L252 252V249L251 250L249 249V248H251V247H249V244H248V239L250 241V238H249L250 235H249V237L247 236L248 239L244 237L245 239H247L245 242L244 241H240L239 242V241H233V238L231 237V235H233V233L232 234L229 233L231 230L230 231L229 230L227 231L228 232V235H227L226 232L225 233H222V234H225V236L220 234L222 232V229L221 228H220V232H218V231L216 232ZM239 231H240V229H239ZM247 231H248V229H247ZM235 232H237V231H235ZM250 232H251V230H250ZM238 233H236V234H238ZM208 235H210V234H208ZM245 239H242V240H245ZM254 239H256V238H254ZM259 240H257V241H259ZM224 254H225V256H224ZM212 255L214 256L213 253H212ZM117 259L120 260L121 258L120 259L117 258ZM212 259H213V257H212ZM240 259L242 261H239ZM135 261H137V260H135ZM120 262H121V260H120ZM120 262H117V263L120 264ZM125 262L126 261L124 260L123 263H125ZM262 263L264 264V261ZM127 264H130V263L127 262Z\"/></svg>", "mask_w": 264, "mask_h": 264}, {"label": "clouds", "instance_id": "clouds-1", "mask_svg": "<svg viewBox=\"0 0 264 264\" xmlns=\"http://www.w3.org/2000/svg\"><path fill=\"white\" fill-rule=\"evenodd\" d=\"M225 12H226V14H228V19H229V20H232V15H231V11H230V9L226 8V9H225ZM233 23H234V21H233ZM229 31H231V29H229Z\"/></svg>", "mask_w": 264, "mask_h": 264}]
</instances>
